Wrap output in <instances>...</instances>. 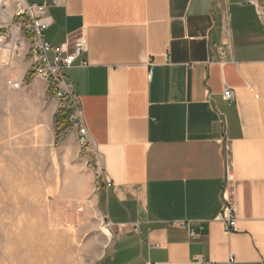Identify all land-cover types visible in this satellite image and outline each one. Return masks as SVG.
<instances>
[{"label":"crops","instance_id":"0c3cea01","mask_svg":"<svg viewBox=\"0 0 264 264\" xmlns=\"http://www.w3.org/2000/svg\"><path fill=\"white\" fill-rule=\"evenodd\" d=\"M263 5L59 0L49 9V43L82 36L88 46L67 78L91 142L80 202L97 181L94 212L114 233L96 264H264ZM30 66L16 57L5 75L39 83ZM225 192L237 209L231 234L219 221ZM186 221L197 237L179 228Z\"/></svg>","mask_w":264,"mask_h":264},{"label":"rangeland","instance_id":"374dc122","mask_svg":"<svg viewBox=\"0 0 264 264\" xmlns=\"http://www.w3.org/2000/svg\"><path fill=\"white\" fill-rule=\"evenodd\" d=\"M8 70L0 67V264H96L112 238L94 212L97 181L85 203L76 188L88 147L71 143L73 129L42 82L15 89Z\"/></svg>","mask_w":264,"mask_h":264},{"label":"built area","instance_id":"2783aa9c","mask_svg":"<svg viewBox=\"0 0 264 264\" xmlns=\"http://www.w3.org/2000/svg\"><path fill=\"white\" fill-rule=\"evenodd\" d=\"M58 2L59 0H54L51 5L41 6L18 3L16 17L11 18L4 26L0 24V67H9L16 57H29L34 78L42 82L47 93L60 103L68 123L74 128H79L78 142L81 148L85 149L91 145V142L87 129L82 126L81 99L68 80L67 72L73 68L76 59L88 52V46L82 36L75 38L72 43L68 42L57 47L45 39L44 32L53 24L49 9L52 6L56 7ZM6 10V5L0 0V11L5 13ZM261 11L264 15V5ZM224 56L225 53L222 54V57ZM8 83L15 89L22 86L21 83L14 81ZM225 92V99L232 100L233 92L230 89ZM223 199L225 202L219 221L223 225V230L231 234L236 231L237 209L226 192ZM106 224V230L109 232L111 223ZM192 225L193 223L189 221L178 224L181 230L187 231L191 238H195L198 233ZM199 231H204V227H199ZM229 260V264L236 261L234 256ZM199 264L205 263L200 261Z\"/></svg>","mask_w":264,"mask_h":264},{"label":"bare ground","instance_id":"6f19581e","mask_svg":"<svg viewBox=\"0 0 264 264\" xmlns=\"http://www.w3.org/2000/svg\"><path fill=\"white\" fill-rule=\"evenodd\" d=\"M1 2L4 3V4L6 5V7H7V12L4 13V12H1V11H0V22H1V23H4L3 20H4L5 16L9 13L11 7H10L9 3H8L6 0H1ZM104 232H105V234H107L108 236L112 235V233H110V231L108 232L106 229H105Z\"/></svg>","mask_w":264,"mask_h":264}]
</instances>
